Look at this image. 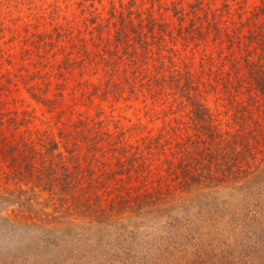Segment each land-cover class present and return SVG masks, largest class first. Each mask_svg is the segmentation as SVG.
<instances>
[{
  "label": "rangeland",
  "instance_id": "obj_1",
  "mask_svg": "<svg viewBox=\"0 0 264 264\" xmlns=\"http://www.w3.org/2000/svg\"><path fill=\"white\" fill-rule=\"evenodd\" d=\"M226 1L230 13L219 23L221 42L213 41V32L191 31L192 22L205 29L192 13L196 0H0V147L20 135L36 139L43 131L60 140L59 131L73 130L80 119L114 117L133 127V141L156 136L186 120L188 109L182 111L180 102L188 104V97L205 101L215 121L226 127L222 104H231L210 86L216 81L206 73L191 74L203 66L217 70L221 57L230 54L226 32L232 33L241 17L253 20L264 0L203 3L222 8ZM129 12L146 35L135 40L128 27L119 46L116 29L121 15L129 21ZM149 14L156 21L153 29ZM145 39L147 49L138 43ZM186 71L198 95L177 87ZM258 104L264 108L263 99ZM169 135L175 136L172 130ZM9 158L0 153V264H212L215 259L264 264V199L256 197L258 183L242 191L218 186L183 194L173 211L156 213L159 219L126 226L76 218L71 200L66 211L75 215L56 226V219L41 221L20 213L17 204L4 203L13 199L6 188H26L6 177ZM107 182L100 192L115 194L114 182ZM38 202L33 212L62 213L47 192Z\"/></svg>",
  "mask_w": 264,
  "mask_h": 264
},
{
  "label": "trees",
  "instance_id": "obj_2",
  "mask_svg": "<svg viewBox=\"0 0 264 264\" xmlns=\"http://www.w3.org/2000/svg\"><path fill=\"white\" fill-rule=\"evenodd\" d=\"M193 5L192 13L198 15L196 18L205 29L192 22L191 31L213 32V41L222 42L219 23L223 15L230 13V4L226 1L222 8H212L205 7L203 0H196ZM130 15L131 12L129 21L121 15L117 26L119 46L128 27L135 40L142 33L146 35ZM149 17L147 24L153 29L156 21L152 14ZM252 17L253 20L241 17L237 28L226 32L230 54L221 57L216 71L203 66L197 75L191 74L196 77L206 73L216 81L210 86L217 87L218 94L221 91L231 104L230 108L221 103L226 107V127L215 121L214 111L205 101L188 97V104L180 102L182 111L188 109L184 122L135 141L129 136L133 127L120 124L114 117L80 119L73 130L59 131L60 140L47 131L30 140L20 135L1 146L0 153L10 155L6 177L24 183L26 188H6L4 193L14 200L4 198V203L17 204L20 213L41 221L51 223L56 219V226L69 223L70 215L76 214V218L88 219L90 224L111 227L159 219L156 213L173 211L177 199L196 190L224 186L242 191L258 183L256 197L264 199V185H260L264 182V108L258 104L260 98L264 100V2ZM140 25L143 27L141 20ZM99 36L103 38L102 34ZM138 43L145 49L149 44L146 39ZM186 72L185 76L179 72L184 83L179 78L177 87L186 94L194 89L198 95V88L189 82L190 74ZM239 95H243L241 100H237ZM217 112L221 113L218 108ZM170 130L174 137L169 135ZM107 181L114 182L115 194L100 192ZM42 192H47L49 198L55 199L54 205L61 207V214L55 212L58 217L31 209L40 203ZM71 200H75V214L66 211ZM222 261L215 259L212 264L227 263Z\"/></svg>",
  "mask_w": 264,
  "mask_h": 264
}]
</instances>
